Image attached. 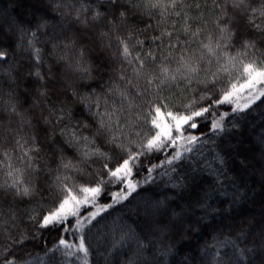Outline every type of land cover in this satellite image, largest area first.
Here are the masks:
<instances>
[{
  "label": "snow or ice",
  "instance_id": "1",
  "mask_svg": "<svg viewBox=\"0 0 264 264\" xmlns=\"http://www.w3.org/2000/svg\"><path fill=\"white\" fill-rule=\"evenodd\" d=\"M37 3L41 14L27 27L0 23V264H31L26 245L36 234L21 228L15 206L38 196L40 207L26 214L37 232L58 234L48 249L53 257L61 252L89 264V236L102 226L96 236L108 241L105 264H120L122 256L123 264H149L146 253L169 232L179 233L182 214L169 217L166 200L137 206L136 228L127 218L104 223L108 217L102 214L137 190L141 182L130 177L145 160L148 178L164 169L160 175L174 189L190 187V178L195 184L198 170L216 184L235 183L227 164L240 155L243 133L237 131L239 120L229 127V111L218 109L229 105L231 114L246 119L257 101L264 103V87H256L264 85V0ZM233 69L243 82L228 80L225 86ZM189 92L197 98L180 106L166 94ZM208 133L214 137L215 168L207 157L190 163V154L209 143ZM244 151L264 161V133ZM105 196L109 202L98 203ZM209 196L204 190L188 207L203 209ZM68 234L77 242L70 243ZM226 245L236 248L231 240Z\"/></svg>",
  "mask_w": 264,
  "mask_h": 264
},
{
  "label": "trees",
  "instance_id": "2",
  "mask_svg": "<svg viewBox=\"0 0 264 264\" xmlns=\"http://www.w3.org/2000/svg\"><path fill=\"white\" fill-rule=\"evenodd\" d=\"M34 2L35 0H0V23H3L5 28H7L8 22L13 21L20 26L27 27L34 17L41 14L38 11L40 5ZM209 18L211 19V17ZM174 22L175 18L169 21V25ZM179 26L177 24V27ZM140 38L143 39L144 37L140 36ZM6 69L7 65H5ZM238 79L239 82H243L240 79V70L233 69L231 75L225 77V86L228 80ZM8 82L5 77L6 92L8 91ZM257 86L258 88L264 87V85ZM166 94L170 95V102L177 106L197 98L196 93L193 92L176 95ZM243 102L241 99V103ZM200 103L203 104L204 101H200ZM218 110L221 112L229 111V127L232 122L239 120L237 131L243 133L239 137L244 141L240 146V155L236 156L235 160L228 158L227 164V167L232 169L227 175L233 178L235 183L228 179H222L220 184H216L209 175L198 170L195 174V184L190 178L188 181L190 187L174 189L171 184L167 183L168 176L160 175L164 169H158L149 179L146 172L148 161L145 160L143 168L134 170L133 176L130 177L133 182H141L137 190L132 193L128 201H124L122 204L109 209L108 213L102 214L108 217L104 223L111 224L117 218H127L125 222L133 228L137 227L133 221L139 222L141 219V216L136 215L137 206H142L146 201L156 203L166 200L169 217L173 212L182 214L183 224L179 233H176L175 230L169 232L166 238L159 240L157 246L146 253L149 264H215L216 261L227 264L230 258L238 257L241 252L244 253L243 258H235L234 264H264V244H262L264 236H261V231L264 230V161L257 163L251 159L250 153L244 151V149H251L256 137L264 133V129L259 127L260 124L264 123V103L257 101L246 119H241L244 116L243 113L231 114L229 105H223ZM200 123L201 130L207 132L208 129L205 126L207 121L201 120ZM253 128L256 129L255 132L252 131ZM197 134H199V130ZM213 138L212 134L208 133L209 143L203 145L202 152L198 148L196 152L190 154L195 158L190 163L195 165L207 157V162L211 163L213 168L218 167L212 161L214 145L211 140ZM230 143L236 145L237 139L231 138ZM45 152L51 155L47 148H45ZM159 156L160 161H162L164 155L159 154ZM245 156H249V159L241 164L240 162L244 161ZM152 162L156 163L157 160L153 159ZM92 167L96 168L97 165ZM136 171H139V175H136ZM3 179L4 177L0 176V182ZM146 180L148 182H144ZM196 184H199L200 187H196ZM109 187L112 191L119 190L115 185ZM120 188H123V185ZM204 190L210 192L206 206L203 209L188 207L194 202L197 195L201 197L204 195ZM109 199L106 196L102 197L98 203L109 202ZM41 203V197L38 196L31 204L19 203L15 206L18 216L23 220L20 225L21 228L26 225L30 234H36V239L28 241L26 245V254L31 264H82L81 259L76 257H64L61 252H56L53 257V254L48 251L56 243L58 234L56 232L49 233L42 229L37 232L38 226H34L28 221L26 214L33 206L40 207ZM50 206L46 205L45 207ZM5 210L7 211V205ZM167 220L168 217H165L166 223ZM142 226L141 224L140 227ZM97 231L102 233V226L94 229L89 236L92 245L90 250L92 254L88 257L89 264H105L104 257L109 255L106 250L108 241H103L102 235L97 237ZM67 239L70 243L77 242L71 234L67 235ZM227 240L234 241L236 248L233 249L231 245H226ZM82 256V253H77V257ZM124 260L125 257H120V264H123Z\"/></svg>",
  "mask_w": 264,
  "mask_h": 264
},
{
  "label": "rangeland",
  "instance_id": "3",
  "mask_svg": "<svg viewBox=\"0 0 264 264\" xmlns=\"http://www.w3.org/2000/svg\"><path fill=\"white\" fill-rule=\"evenodd\" d=\"M37 2V0H35V2L34 3H36ZM38 4V3H37ZM31 10V9H30ZM257 88H258V86H256ZM263 87V86H262ZM244 95H246V93L244 94ZM250 173H251V171H249ZM259 181H260V179H259Z\"/></svg>",
  "mask_w": 264,
  "mask_h": 264
}]
</instances>
